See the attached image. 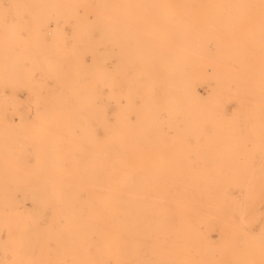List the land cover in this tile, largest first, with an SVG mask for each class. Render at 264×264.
Masks as SVG:
<instances>
[{"label": "rangeland", "instance_id": "rangeland-1", "mask_svg": "<svg viewBox=\"0 0 264 264\" xmlns=\"http://www.w3.org/2000/svg\"><path fill=\"white\" fill-rule=\"evenodd\" d=\"M208 1L0 0V264H264V0Z\"/></svg>", "mask_w": 264, "mask_h": 264}, {"label": "bare ground", "instance_id": "bare-ground-1", "mask_svg": "<svg viewBox=\"0 0 264 264\" xmlns=\"http://www.w3.org/2000/svg\"><path fill=\"white\" fill-rule=\"evenodd\" d=\"M218 1H221V0H218ZM236 1V0H235ZM238 3H241V2H239V1H237ZM187 4H188V2H186ZM218 3V2H217ZM206 4H208V5H213V4H215L216 5V0H209ZM219 5V4H218ZM242 9V8H241ZM206 28V27H205ZM214 34V33H213ZM215 35V34H214ZM229 38V37H228ZM199 46V45H198ZM206 57V56H205ZM209 57V56H208ZM199 58V57H198ZM197 58V59H198ZM199 59H201V58H199ZM209 59V58H208ZM204 60V59H203ZM206 61H209V60H206ZM211 63H213L212 61H210ZM214 65H216V63H214ZM217 66V65H216ZM219 67H221L220 65H219ZM222 68V67H221ZM223 69H224V67H223ZM226 69V68H225ZM229 70V69H228ZM206 106H208V105H206ZM175 135V134H174ZM216 139V138H215ZM214 140V139H213ZM188 150H189V148H188ZM187 151V150H186ZM176 153V152H175ZM145 154V153H144ZM176 155H179V154H176ZM181 155V154H180ZM181 157V156H180ZM180 159V158H179ZM181 160V159H180ZM147 168V167H146ZM156 168V167H155ZM154 168V169H155ZM167 172V171H166ZM168 173V172H167ZM189 173V172H188ZM196 175V174H195ZM183 177V176H182ZM193 177V176H192ZM210 178H212L211 176H209ZM165 178V177H164ZM204 178V177H203ZM199 179V178H198ZM209 179V178H208ZM164 180V179H163ZM213 180V179H212ZM151 182V181H150ZM152 183V182H151ZM150 185V184H149ZM148 186V185H147ZM193 188V187H192ZM107 190V189H106ZM191 190V189H190ZM198 190V189H197ZM138 191V190H137ZM199 191H201V190H199ZM119 193H121V192H119ZM201 194V193H200ZM208 194V193H207ZM122 195V194H121ZM196 195H197V193H196ZM199 195V194H198ZM200 197H201V195H200ZM137 198V197H136ZM156 199V198H155ZM168 200V199H167ZM207 200V199H206ZM156 201V200H155ZM171 201V200H170ZM175 201V200H174ZM209 201V200H208ZM168 202V201H167ZM158 203V202H157ZM165 203H166V201H165ZM210 203V202H209ZM171 204V203H170ZM166 205V204H165ZM208 205V204H207ZM176 206V205H175ZM174 206V207H175ZM206 206V205H205ZM164 207V206H163ZM172 207V206H171ZM194 210V209H193ZM69 214V213H68ZM206 214V213H205ZM204 214V215H205ZM208 216V215H207ZM211 216V215H210ZM209 217V216H208ZM176 218V217H175ZM177 218H179V216L177 217ZM168 218H166V219H164V220H167ZM170 219H171V217H170ZM170 219H168V220H170ZM163 220V221H164ZM167 220V221H168ZM173 220V219H172ZM178 220V219H177ZM179 220H180V218H179ZM182 220H183V218H182ZM181 221V220H180ZM179 221V222H180ZM184 222V224H185V222H186V220L185 221H183ZM120 223V222H119ZM172 223V222H171ZM169 224V223H168ZM167 224V225H168ZM186 224H187V222H186ZM188 225V224H187ZM168 226H170V225H168ZM188 226H190V225H188ZM191 227V226H190ZM173 228V227H172ZM177 228V227H176ZM184 228V227H183ZM171 229V228H170ZM174 229H175V227H174ZM178 229H176V231H177ZM192 230V229H191ZM191 230H190V232H191ZM168 231V230H167ZM169 231H171V230H169ZM173 231H175V230H173ZM181 230H178V232H180ZM186 230L184 229V231H183V229H182V234H183V232L184 233H186V235H187V232H185ZM181 234V233H180ZM178 237V236H177ZM193 237V236H192ZM174 238H176V237H174ZM195 243V242H194ZM190 252V251H189ZM191 253H193V251L191 252Z\"/></svg>", "mask_w": 264, "mask_h": 264}]
</instances>
